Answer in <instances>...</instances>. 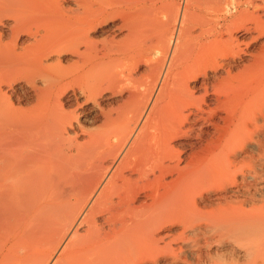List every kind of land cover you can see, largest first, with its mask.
I'll return each mask as SVG.
<instances>
[{
	"label": "bare ground",
	"instance_id": "6f19581e",
	"mask_svg": "<svg viewBox=\"0 0 264 264\" xmlns=\"http://www.w3.org/2000/svg\"><path fill=\"white\" fill-rule=\"evenodd\" d=\"M172 12L0 0V264L175 262L212 227L264 264V14L244 41Z\"/></svg>",
	"mask_w": 264,
	"mask_h": 264
},
{
	"label": "rangeland",
	"instance_id": "374dc122",
	"mask_svg": "<svg viewBox=\"0 0 264 264\" xmlns=\"http://www.w3.org/2000/svg\"><path fill=\"white\" fill-rule=\"evenodd\" d=\"M209 2H213L214 6L203 0H193L190 3H187L185 0H172L173 12L171 18H174L175 12L178 10V14L180 15L177 16V22L183 20V27L185 29L184 34L186 37L193 39L196 37L211 35L213 33L222 34L224 37H227L230 32H227L226 28L228 26H233V35H236L240 40L247 41L251 35L256 34L254 27L257 14H264V2L262 0H209ZM215 3L218 6L215 5ZM117 23H119L118 19L107 22L101 27V29H99L100 31H97L96 36H101L99 38H102L110 32H114L117 37L121 36L124 31H118L117 29L112 28L113 25ZM176 27H178V23L176 24ZM222 30H224V34ZM254 46L252 45L250 49H253ZM66 58H70V56H66L65 59ZM144 70L145 65H140L138 67L139 72H143ZM103 95L104 96L100 98L101 100L99 99L102 107L113 104L120 98V95L111 96L109 92H105ZM88 118V116L81 117L84 121ZM171 228L173 233L181 231L179 225ZM213 228L214 227L209 230L211 233L209 231L205 233L207 234L206 236L202 233L198 234L199 232L193 234L190 232L191 230H188L186 233L188 236L186 241L182 242L180 239H178L179 242L175 241L176 243L174 245L176 246L182 243L180 245L181 249H177L180 250L177 251V260L173 262L170 255H164L158 262L160 264H251L250 258L245 256L247 247L245 242L236 240V235H233V238L235 239L229 237L230 234H232L231 230L219 228L221 231L214 232ZM215 228L216 230H219L218 227ZM220 232H223L225 235ZM227 234H229V236ZM222 235L223 237H221ZM224 236H226V238ZM227 236L232 240L229 238L227 239ZM166 240L167 238L165 237V242ZM203 240L207 241L203 242ZM149 264L153 263L149 262Z\"/></svg>",
	"mask_w": 264,
	"mask_h": 264
}]
</instances>
